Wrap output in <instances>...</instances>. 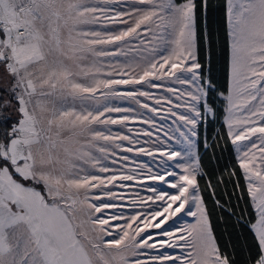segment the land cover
I'll return each mask as SVG.
<instances>
[{
	"label": "snow or ice",
	"instance_id": "obj_1",
	"mask_svg": "<svg viewBox=\"0 0 264 264\" xmlns=\"http://www.w3.org/2000/svg\"><path fill=\"white\" fill-rule=\"evenodd\" d=\"M125 2L127 11L111 7ZM197 7L195 0H0V264H237L221 252L197 184L201 162L192 138L201 109L216 114L208 99L216 88L198 57ZM226 19L229 85L219 95L249 198L247 219L240 218L252 234L245 264H264V0H227ZM204 39L210 58L211 33ZM117 56L130 59L104 60ZM151 89L188 99L174 103ZM149 100L171 105L166 113L180 122L185 152L135 148L139 140L109 127L134 119L130 104L113 101L155 116L161 109ZM140 122L155 127L153 119ZM116 149L158 157L161 171L148 166L144 179L172 191L145 186L137 176L143 164L123 171L129 157ZM110 157L119 168L103 163ZM136 186L152 195L112 190ZM126 199L128 205L113 203ZM124 207L149 211L105 215ZM181 213L194 223H183ZM176 248L180 255L159 251ZM145 249L159 254L141 259Z\"/></svg>",
	"mask_w": 264,
	"mask_h": 264
},
{
	"label": "trees",
	"instance_id": "obj_2",
	"mask_svg": "<svg viewBox=\"0 0 264 264\" xmlns=\"http://www.w3.org/2000/svg\"><path fill=\"white\" fill-rule=\"evenodd\" d=\"M182 3L184 0H176ZM197 4L196 28L198 57L204 76L211 77L216 91L209 93V102L215 116L204 115L197 126L196 147L201 171L197 175L199 195L208 212L213 234L222 253L234 257L237 264H245L247 246L252 244V234L244 226L248 207L247 186L242 170L223 122L224 101L220 92H227L229 71V44L226 19V0H195ZM211 33L210 49L204 39ZM211 147L205 149V143ZM235 173V175H233ZM254 251V249H253Z\"/></svg>",
	"mask_w": 264,
	"mask_h": 264
},
{
	"label": "rangeland",
	"instance_id": "obj_3",
	"mask_svg": "<svg viewBox=\"0 0 264 264\" xmlns=\"http://www.w3.org/2000/svg\"><path fill=\"white\" fill-rule=\"evenodd\" d=\"M111 7L116 9L117 11H127L129 5L125 2V3H121V4H113V5H111ZM226 7H227V0H226ZM86 27L97 29V30H101L100 29V25H90V26H86ZM109 27L118 30L120 28H123L124 25L113 24V25H109ZM227 33H228V27H227ZM228 44H229V66H230V42H229V37H228ZM129 59H130V57L126 58L124 56L104 58L105 62L110 60L113 63H116V62L125 63ZM228 85H229V71H228ZM176 87L177 88H181V87H186V86L176 85ZM150 91L156 97H158V98L159 97H168L174 103H183L184 101H187V99H188L187 97H185L184 101H177L175 96H173L170 93H167L163 89H151ZM227 91H228V88H227ZM140 99H141V101H144L143 97H140ZM85 103H89L90 104L91 102L87 101ZM112 103H114L116 105H122V106H128L130 104L131 107L133 109H135L134 112L129 113V115L133 116L134 119L130 120L126 127H121L120 125H110L109 126L114 132L115 131H119L121 134L129 135L134 141L135 140H139L140 143L132 145L133 147L138 148L141 145H143L146 148H148V147H157L158 146V147L163 148V149H169L170 148V149H175V150L182 151V152H185L187 150V145L183 143V139L180 137L179 132L176 130L177 129V125L180 124V122L176 121L174 123L175 117H172L171 115H168L166 113V110L171 105H169L167 103H164L163 101H162V103L160 105H154L153 101H151V100L147 101V103H149L150 105H153V106L158 107V108L161 109V111L157 115L153 116L152 113L147 112V110H145V109L139 108L138 105H136L134 102H131V101H113ZM76 104H77V106H79L80 102L77 101ZM225 108H226V102L224 101L223 122H224L225 117L227 115V113L225 111ZM175 110L178 111V112H184L185 111V109H183V108H179V109H175ZM201 111H202V117H204V115H206L208 117H212V115H210L208 113H204L203 109H201ZM111 115H113L114 117H117L119 114L112 113ZM161 117H165V118L161 119ZM141 119H153L155 121V127L149 128V126L147 124H143V123L140 122ZM180 126H181V129L187 133V127H185L183 125H180ZM225 128H226V131H227L226 124H225ZM128 129H132L133 131L129 132ZM141 129L151 131L153 133L152 137L143 136L141 134ZM157 129H160V131H157ZM165 133H167L168 135L172 136L173 139L168 140L167 136L165 135ZM157 136H159L160 139L165 140L166 143L162 144V145H154L152 142L156 140ZM192 139H193L194 144H195V147L193 148V151L197 152L196 137H193ZM144 141H148V143H144ZM178 141H180V142L178 143ZM121 143L124 146H129L127 141H123ZM232 146H233V149H234V152H235V156L237 158L238 157V153L236 151V147L233 144H232ZM116 152H117L118 156L119 155H125V156L129 157V160L123 162L125 164V168L123 169V171H127L130 168H138L139 165L143 164V165H145V167L142 168V169L138 168L137 176H138V179H142L143 180V183H144L145 186H155L157 189L163 188L166 191H172L171 189L167 188L166 184H163L160 181H149V180L144 179V177L148 173V166L152 167L153 172L161 171V169L158 167V164H159V158L158 157L157 158H153V157H149V156H146V155H137L135 152L121 153L119 149H116ZM97 155H99V154L97 153ZM114 158H117V157H110L108 160H104L103 163H105V164H107L109 166L115 167V168H119V164L114 165V166L111 164V160L114 159ZM186 160H187V157H186ZM188 162H190V161H188ZM237 164L239 165L238 158H237ZM90 171H94V170L90 169ZM175 171L179 172L180 170L179 169H175ZM242 173H243V170H242ZM243 176H244V174H243ZM126 183L135 186L137 184V181L126 182ZM112 190L114 192H124L125 195L128 196V197H133L134 193H139V196L142 197V198H147L149 195H152V193L147 191V187H140V186H136V187H133L131 189H121V188H115L114 187ZM97 203H99V202H97ZM113 203L122 204V205H128L129 204V200L128 199L123 200V201L117 200V201H113ZM160 203L161 202H157V204L156 205H152V207L153 208L158 207ZM193 210H195L194 205H193ZM121 211L124 214L127 215V214H131L133 212H140V211L147 212V211H149V208L148 207H144V208L124 207V208H117V209H107V210H105V215H109V214H111L113 212L120 213ZM97 215H100V214H97ZM178 215L180 216L181 221L183 223H194V218L193 217L186 216L183 213L178 214ZM173 219L175 220L176 218H173ZM113 223H115V222H113ZM120 223H123V221H120ZM165 227L172 228V221H169L167 223V225H165ZM148 231L155 235L159 230H157V229H149ZM164 239H167V238L165 237ZM159 251H161V252L167 251L168 253H170L172 255H180L181 254V250L179 248L166 249V250L165 249H161ZM144 252L147 255L140 257L141 259H148L152 255H158L159 254L157 252V250H155V249H145ZM166 264H170V262H166ZM177 264H179V262H177Z\"/></svg>",
	"mask_w": 264,
	"mask_h": 264
}]
</instances>
